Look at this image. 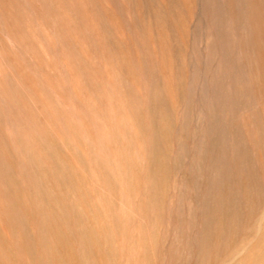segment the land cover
<instances>
[{
  "label": "rangeland",
  "instance_id": "1",
  "mask_svg": "<svg viewBox=\"0 0 264 264\" xmlns=\"http://www.w3.org/2000/svg\"><path fill=\"white\" fill-rule=\"evenodd\" d=\"M0 264H264V0H0Z\"/></svg>",
  "mask_w": 264,
  "mask_h": 264
},
{
  "label": "bare ground",
  "instance_id": "2",
  "mask_svg": "<svg viewBox=\"0 0 264 264\" xmlns=\"http://www.w3.org/2000/svg\"><path fill=\"white\" fill-rule=\"evenodd\" d=\"M259 227V226H258ZM244 249V248H243Z\"/></svg>",
  "mask_w": 264,
  "mask_h": 264
}]
</instances>
